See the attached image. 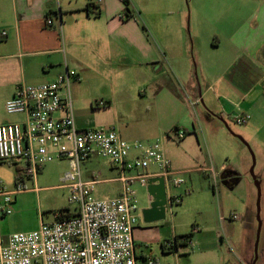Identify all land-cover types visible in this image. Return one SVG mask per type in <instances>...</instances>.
Returning <instances> with one entry per match:
<instances>
[{
  "label": "crops",
  "instance_id": "0c3cea01",
  "mask_svg": "<svg viewBox=\"0 0 264 264\" xmlns=\"http://www.w3.org/2000/svg\"><path fill=\"white\" fill-rule=\"evenodd\" d=\"M89 2L0 0V124L24 120L22 115L7 114L16 117L15 121L5 116L4 104L18 85L38 86L52 82L64 65L77 73V79L73 80L77 82L82 78H120L133 72L135 78L141 80L149 76V81L143 82L149 90H176L177 84H183L186 93L193 96L198 93L197 86L200 85L199 90H204L202 95L206 109L217 117L210 116L205 109L204 119L208 124L212 125L214 120L220 124L218 118L226 123V119L232 118L229 111L235 106L240 112L250 115L242 134L259 161L257 178L262 193L259 211L261 227L254 264H264V0H226L221 5L219 30L211 27L208 12L195 9L190 17L191 46L183 37L179 40L165 39V15L173 12L185 16L184 9H166V0H128L127 7L121 0H101L95 4V13L91 12V7L86 8ZM143 8L150 9L144 14L149 16L142 19L143 24H139L133 13L135 9L141 11ZM46 19H51L50 26L46 25ZM2 32H5V36H2ZM219 47L230 59L225 61L218 75H211L207 53L209 48ZM195 65L199 70V83L192 81ZM74 121L77 128L86 129L83 119L75 120L74 117ZM183 145L184 141L179 148ZM91 160L85 162L84 167ZM178 160L184 169L171 167L175 175L197 172L210 177L203 171L209 167L204 162L200 165L199 157H196V162L189 161L183 152ZM110 169L115 171V177L102 180L107 184H117L112 196L115 197L120 192V183L116 181L117 171L112 167ZM153 169L149 171L155 172ZM221 169L233 171L221 165L216 172L219 173ZM92 174L84 172L83 178L89 179ZM238 182L231 184V188L221 184L231 191ZM16 197L13 196L12 205ZM245 210L244 217L239 219V225L244 223L241 247L236 248L231 236L225 234V225L220 218L216 231L214 229V233L203 243H197L205 261L252 264L258 223L250 195L245 200ZM228 220L235 221L231 218ZM2 225L0 220V234L6 239L9 235H3ZM155 227L142 228L137 224L133 229L135 253L140 260L149 256L144 251L147 243L137 242L134 233L137 236H142L147 230L157 233ZM176 236L178 233L174 230L173 237ZM192 237L193 234L191 241ZM161 240V251L168 252L162 250V244L172 239ZM186 246L180 245L178 248ZM174 252L180 253L177 250ZM154 259L160 263L159 259ZM174 262L180 264L176 255Z\"/></svg>",
  "mask_w": 264,
  "mask_h": 264
},
{
  "label": "rangeland",
  "instance_id": "374dc122",
  "mask_svg": "<svg viewBox=\"0 0 264 264\" xmlns=\"http://www.w3.org/2000/svg\"><path fill=\"white\" fill-rule=\"evenodd\" d=\"M225 1L172 0L169 3L166 0V9L171 11L178 8L184 9L185 16L172 14L173 12L165 15V39L179 40L180 37H183L188 40L191 46L190 17L195 9L203 13L208 12L207 16L211 27L213 30H219L221 5ZM149 10L147 8H143L141 11L135 9L133 17L139 24H143L142 19L149 16L144 14ZM140 29L144 31L142 27ZM207 59L211 65V75H218L230 56H225L222 47L209 48ZM148 79L149 76L144 80L149 81ZM144 80L139 77L135 78L133 72L120 78H82L80 82L72 80L70 95L75 120L83 119L87 129H112L124 140L131 139L129 142L159 141L173 169H184L178 156H182L185 152L189 161L196 162V157H199L200 165L204 162L205 166L212 167L215 171H218L219 166L225 165L239 175V182L231 191L225 189L219 181H215L212 175L207 177L205 174L197 172L181 176L174 175V178L181 180L182 183L177 187L168 186L167 194L172 197L178 196L180 203L170 207L163 221L151 224H145L141 216V210L148 204L146 187H141L138 183H133L130 186L135 192L137 200L136 214L139 226L142 228L156 226L157 233L148 230L142 236H137L134 233L137 242L147 243L144 250L147 255L159 259L160 264H175V255L180 264H217L212 260H204L205 257L200 255L201 248L197 243H203L211 236L214 229L216 231L217 222L222 218L225 234L231 236L232 243L239 249L243 242L242 226L244 223L239 225L241 222L239 220L229 221V216L233 213L244 217L245 200L247 197L249 198V195L252 208L256 212L257 189L250 173L253 162L252 155L255 160L253 174L256 177L259 161L252 146L243 137L242 131L246 124L237 125L232 121V118L226 119L227 127L224 124H219L216 120L212 125L208 124L204 119L206 105L202 95L204 90H199L200 85L197 86L198 93L192 96L186 93L183 84H177L176 90H149V87L143 84ZM192 81L199 83V70L196 65ZM199 92L200 98H196ZM219 102L224 103L223 100ZM99 103L104 105H99ZM237 111L240 112V109L235 106L229 111V114L233 115ZM5 116L12 121L16 120L14 116L10 117L7 114ZM161 120L163 121L161 122ZM177 130L185 133L182 140L175 139L174 135ZM237 137L246 142L249 148ZM183 141V147L179 148ZM85 165L86 167L82 165L83 173H101L100 179L115 177V171H111L106 160L93 158ZM67 167L65 161H53L42 169V172L37 176L35 185L32 186L30 182L26 183L29 190L17 195L16 201L12 205V214L1 220L3 235L35 230L39 227L41 219L47 223L53 220L54 212L74 209V205L68 201V190L60 186V178ZM186 167L190 168V166ZM153 170L156 171V169ZM15 174L13 163H0V182L6 191L14 190ZM116 187V183L96 185L94 196L110 198ZM261 195L260 187V202ZM259 204L261 206V203ZM174 230L178 236L193 234L192 241L186 247L177 249L178 253L180 252L179 255L174 250L163 252L159 246L161 239L174 238ZM198 233L200 235L196 237Z\"/></svg>",
  "mask_w": 264,
  "mask_h": 264
},
{
  "label": "built area",
  "instance_id": "2783aa9c",
  "mask_svg": "<svg viewBox=\"0 0 264 264\" xmlns=\"http://www.w3.org/2000/svg\"><path fill=\"white\" fill-rule=\"evenodd\" d=\"M100 2L90 0L91 12L97 11L95 4ZM45 23L50 26L52 21ZM63 67L52 82L18 85L4 104L6 114L22 115L24 120L0 124V163L18 167L14 190L6 191L0 182V220L12 214L13 196L27 192L26 183L35 185L42 169L53 161L67 163L60 186L68 190L74 209L54 212L52 221L41 219L35 230L13 233L6 239L0 234V264H160L151 256L143 260L136 256L132 232L138 224L137 200L130 186L146 187L149 178L163 177L169 212L180 198L168 196L167 187L182 182L174 178L159 141L129 142L109 128H77L70 95V82L77 79V73ZM249 120L247 113L232 115L237 125ZM174 136L182 140L185 133L177 130ZM93 158L106 160L117 171V196H94L95 186L106 181L99 173L83 178L82 165ZM151 168L156 171L150 172ZM223 170L217 173L210 167L203 171L218 181ZM230 218L240 219L233 213ZM178 241L164 242L162 250L176 251Z\"/></svg>",
  "mask_w": 264,
  "mask_h": 264
},
{
  "label": "water",
  "instance_id": "95a60500",
  "mask_svg": "<svg viewBox=\"0 0 264 264\" xmlns=\"http://www.w3.org/2000/svg\"><path fill=\"white\" fill-rule=\"evenodd\" d=\"M207 113L210 116L216 117L215 114L212 112H209L206 109ZM217 118V117H216ZM224 126L227 127L226 123L222 118H218ZM239 140L243 142V144L249 148L248 144L244 142L240 137H237ZM250 150V149H249ZM252 154V153H251ZM252 166L250 168V173L252 175V178L254 180V185L257 189V198H256V219H257V231H256V238H255V245H254V258L252 264L255 263L256 258H257V244H258V239H259V232H260V227H261V221L259 217V211H260V183L259 180L256 176L253 174V168H254V156L252 155ZM219 181L224 186H227L231 188L232 185L236 184L238 182V176L235 172L230 171V170H223L219 174ZM232 184V185H231ZM146 190L148 194V204L146 207H144L141 210V216L143 218V222L145 224H151V223H156L163 221L166 217V214L168 212V203H167V196H166V188H165V182L163 177H154V178H149L147 180L146 184Z\"/></svg>",
  "mask_w": 264,
  "mask_h": 264
},
{
  "label": "trees",
  "instance_id": "16d2710c",
  "mask_svg": "<svg viewBox=\"0 0 264 264\" xmlns=\"http://www.w3.org/2000/svg\"><path fill=\"white\" fill-rule=\"evenodd\" d=\"M121 1L127 7L128 0H121ZM86 8L87 9L89 8V3L86 5ZM15 170L17 171V168L16 167H15ZM63 210H68V209H63ZM191 236H192V233H188L186 235H181V236L174 237V240L175 241H178L179 239L181 240L180 243L177 245V247L180 246V245H182V246L187 245L191 241Z\"/></svg>",
  "mask_w": 264,
  "mask_h": 264
},
{
  "label": "flooded vegetation",
  "instance_id": "af4514ba",
  "mask_svg": "<svg viewBox=\"0 0 264 264\" xmlns=\"http://www.w3.org/2000/svg\"><path fill=\"white\" fill-rule=\"evenodd\" d=\"M219 177V176H218Z\"/></svg>",
  "mask_w": 264,
  "mask_h": 264
}]
</instances>
